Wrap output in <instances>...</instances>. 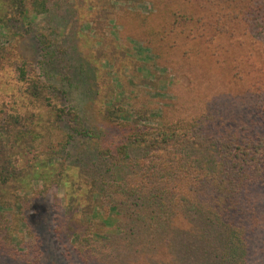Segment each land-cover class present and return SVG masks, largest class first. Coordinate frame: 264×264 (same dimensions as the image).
Listing matches in <instances>:
<instances>
[{"label":"rangeland","instance_id":"374dc122","mask_svg":"<svg viewBox=\"0 0 264 264\" xmlns=\"http://www.w3.org/2000/svg\"><path fill=\"white\" fill-rule=\"evenodd\" d=\"M237 3L241 5L235 0L232 5L226 0H36L21 19L10 0H0V118L19 110L15 69L25 62L50 85L46 99L59 108H75L83 119L71 144L55 154L44 152V143L32 148L5 137L13 164L24 175L0 188V264H73L68 249L74 243L84 251L77 264H215L206 254L212 248L202 238L203 232L216 234L203 229L201 210L190 197L171 191L177 174L163 169L147 176L150 184L139 174L141 163H160L155 152L140 146L132 160L112 158L119 164L115 173L112 169L104 176L92 161L95 150L114 136L106 114L121 116V105L127 119L152 125L161 111L170 120L206 115L219 123L225 117L218 115L226 109L234 116L241 112L227 89L230 80L237 81L238 58L251 64L245 66L249 76L264 77V65L252 66L255 59L264 63V54L257 55L264 53V0H246L241 11L236 6L239 30L214 34L216 47L208 43L210 30L202 24ZM44 36L57 50L53 64L42 57ZM61 56L70 60L68 76L66 67L56 64ZM24 105L29 111L37 108L29 101ZM41 114L46 121L52 117ZM175 152L177 157L170 156L175 167L216 166L215 148L190 144ZM167 177L170 182L164 184ZM90 187L97 190L93 196ZM143 199H156L146 214ZM150 211L160 221H172L152 229L148 225L159 221L150 218ZM216 252L211 254L216 257Z\"/></svg>","mask_w":264,"mask_h":264},{"label":"trees","instance_id":"16d2710c","mask_svg":"<svg viewBox=\"0 0 264 264\" xmlns=\"http://www.w3.org/2000/svg\"><path fill=\"white\" fill-rule=\"evenodd\" d=\"M35 1L10 0V3L15 9L14 14L26 19L28 8ZM226 1L230 5L233 4V0ZM235 1L242 5L246 0ZM241 5L237 3L232 6L231 11H225L208 23H202L210 30L207 38L209 44L216 47L214 34L228 33L230 29L234 32L239 30L236 22L240 21V18L235 8L237 6L241 11L243 7ZM248 7L250 10V6ZM198 20L202 21V17ZM2 23L0 18V28H4ZM40 44L45 63L53 64L57 50L49 44L46 36L40 40ZM240 44L241 50H244L245 45L243 42ZM263 54L257 52L258 57ZM237 60L236 83H232L227 77L226 80H230L228 96H235L234 98H237L241 104L240 113L236 112L234 116L231 109H226L224 114L218 115L220 118L225 117V120L219 123L215 117L209 118L206 115L199 118L178 115L175 116V120H170L168 114L161 111L159 121L152 125L146 119L139 121L131 120V117L127 119L123 114L125 109L121 105L120 110L123 112L121 116L113 115V117L111 113L106 114L107 124L114 136L95 150V159L92 162L98 165L99 174L104 176L112 169L114 172L116 165L119 164L112 161V158L117 160L122 156L132 160L134 150L140 146L155 152L160 163L150 160L153 165L156 164V167H151L152 164L147 165L145 162L141 163L138 168L139 174L148 184L150 183L147 176L153 173L155 175L163 169L177 174L173 181L174 186L170 187L171 191L175 190L190 197L189 201L201 210L199 213L202 215L203 229L213 230L216 234L206 236L203 232L202 238L208 244L205 246L213 249L206 254L213 258L215 264H264V77L259 74L249 76L250 73L245 70V66L251 67V64H248L244 57ZM69 61L61 56L56 63H62L60 68L66 67L67 76L70 73V67L67 65ZM256 65V69H260L264 63L255 59L252 66ZM45 69L48 70V67ZM51 70L56 73L54 65ZM15 71L21 86L19 92L21 104L15 114H7L0 118V188L9 182H16L24 175L23 169L14 166L5 137L13 136L15 142L21 140V143L32 148L44 143V152L55 154L71 144L76 133L73 130L77 129L78 125H83V119L81 120L75 108L63 106L59 108L46 99L48 97L46 92H49L51 87L41 79L34 66L22 62ZM232 86H236L233 95ZM237 92L238 96H236ZM23 101H29L37 108L29 111ZM42 109L46 112H42ZM41 113H47L52 117L46 121ZM24 120L27 123L23 125ZM190 144L204 149L215 148L218 153L216 166L189 169L171 165L170 156L174 154V157H177L175 149ZM152 158L157 157L152 156ZM105 163L108 166L106 168H104ZM154 169L156 171H153ZM117 172H121V169L117 168ZM137 176L134 174L133 179ZM166 180L164 184L170 182L168 177ZM145 187L142 182L140 188ZM93 189L94 187L88 189L91 191V196L97 192ZM154 196L157 198L156 195ZM121 202L118 201L117 208H120L118 206ZM155 203L156 199H143L141 209L146 214ZM150 212V218L160 222L148 225L152 229L172 221L171 217L166 221H160V217H156L153 211ZM165 241L161 243L164 244ZM214 250L217 251V259L211 254L215 252ZM83 254L82 247L77 243L68 249V258L73 264H77Z\"/></svg>","mask_w":264,"mask_h":264}]
</instances>
